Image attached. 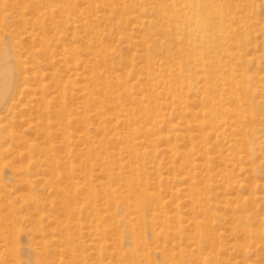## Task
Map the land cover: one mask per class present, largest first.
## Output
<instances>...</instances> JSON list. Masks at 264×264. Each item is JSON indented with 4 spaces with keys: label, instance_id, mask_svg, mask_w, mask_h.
Here are the masks:
<instances>
[{
    "label": "rangeland",
    "instance_id": "374dc122",
    "mask_svg": "<svg viewBox=\"0 0 264 264\" xmlns=\"http://www.w3.org/2000/svg\"><path fill=\"white\" fill-rule=\"evenodd\" d=\"M0 264H264V0H0Z\"/></svg>",
    "mask_w": 264,
    "mask_h": 264
},
{
    "label": "bare ground",
    "instance_id": "6f19581e",
    "mask_svg": "<svg viewBox=\"0 0 264 264\" xmlns=\"http://www.w3.org/2000/svg\"><path fill=\"white\" fill-rule=\"evenodd\" d=\"M3 89H5V84H4V88Z\"/></svg>",
    "mask_w": 264,
    "mask_h": 264
}]
</instances>
